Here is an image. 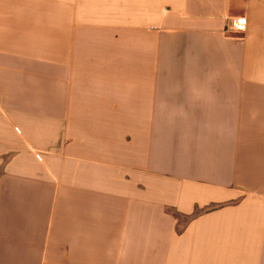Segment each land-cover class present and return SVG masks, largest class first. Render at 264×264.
<instances>
[{"label": "crops", "instance_id": "0c3cea01", "mask_svg": "<svg viewBox=\"0 0 264 264\" xmlns=\"http://www.w3.org/2000/svg\"><path fill=\"white\" fill-rule=\"evenodd\" d=\"M0 264H264V0H0Z\"/></svg>", "mask_w": 264, "mask_h": 264}, {"label": "built area", "instance_id": "2783aa9c", "mask_svg": "<svg viewBox=\"0 0 264 264\" xmlns=\"http://www.w3.org/2000/svg\"><path fill=\"white\" fill-rule=\"evenodd\" d=\"M245 27V20L244 19H238L235 21V23L232 26V29L241 30Z\"/></svg>", "mask_w": 264, "mask_h": 264}]
</instances>
